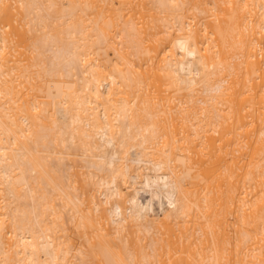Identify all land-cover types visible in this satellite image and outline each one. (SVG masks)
I'll return each instance as SVG.
<instances>
[{
	"label": "bare ground",
	"instance_id": "bare-ground-1",
	"mask_svg": "<svg viewBox=\"0 0 264 264\" xmlns=\"http://www.w3.org/2000/svg\"><path fill=\"white\" fill-rule=\"evenodd\" d=\"M0 264H264V0H0Z\"/></svg>",
	"mask_w": 264,
	"mask_h": 264
}]
</instances>
